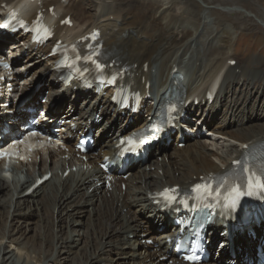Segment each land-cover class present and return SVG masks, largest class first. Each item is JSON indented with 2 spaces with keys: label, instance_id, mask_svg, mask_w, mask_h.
I'll list each match as a JSON object with an SVG mask.
<instances>
[{
  "label": "bare ground",
  "instance_id": "bare-ground-1",
  "mask_svg": "<svg viewBox=\"0 0 264 264\" xmlns=\"http://www.w3.org/2000/svg\"><path fill=\"white\" fill-rule=\"evenodd\" d=\"M17 1L0 0V4L5 2L7 5H11ZM50 6H56L58 15H62L58 22L68 15L74 22L71 29L58 27L59 36L57 39L63 40V43L69 36L79 37L90 29L100 28L106 51L112 55L111 58H116L124 66H128L129 74L134 77V89L136 90L143 91L145 82H151V73L154 68L156 69L154 80L161 86H166L171 80L170 75L175 69H177V73L183 75L181 63L178 62L191 50L188 61L194 59V63L191 64L192 72L188 83L183 85L184 102L186 103L195 97L198 98L199 104L195 107L198 113L196 115L198 121L208 113V118L203 119L202 126L212 127L213 129L207 131L212 132L219 139H224L225 142L232 143L229 145V150L222 151L223 153L220 150H213L215 153H207L209 149L205 144L212 148L218 142L210 144L196 140L192 142L188 140L181 150L167 148L160 153L157 152L154 154L157 160L147 167L140 168L139 166L138 172L132 174V178L127 180L125 196H123L121 189L109 192L102 188H95L91 191L100 180L93 183L92 179L96 177V174L89 171L82 170L78 174H70L63 179L61 174L74 164H67L68 161L62 160L65 154L56 150H53L51 154L53 158L58 156L57 163L61 171L60 175L57 171L54 173V170L47 167L46 163L43 167L36 164L32 165L33 171H27L24 178L7 177L0 173V210L5 209V207L9 209L6 212H0V221L5 218V215L6 218H9L12 208L14 209L13 214L11 213L14 216L13 221L16 219L15 216L23 215V219H27L28 215L34 216L38 215L39 211L44 212L49 218L48 223L50 222V224L45 228L47 230H45L46 233L41 245L45 244L51 248L50 253L47 251L48 255L42 258V250L38 243L33 241L30 250L27 249V252L23 254L20 248L12 249L14 240L11 239V234L8 236L7 241L9 242L4 244L5 242L3 241V243L2 240L5 239V235L3 234L0 237V264H18L21 260H25V264H29L31 262L28 261L32 260V258L30 259L31 254L36 252H38L37 256L33 257L36 259V263H69L68 257H61L59 260L56 255L55 258H51L54 256L53 248L57 247L58 254L60 252L63 254L65 247L66 249L78 247L79 241L75 240L73 236L77 235L79 231L72 229L70 234L67 233L69 226L67 223L65 224V221L67 218L72 222V226H75L76 223L78 226H82V223L77 220L74 221L73 217L78 216V210L81 212L87 208H91L90 212L94 214L93 227H96V230L92 228V231H94L93 233L98 232L100 238H106L105 229L108 227H115L116 224L119 226V231L116 233L119 234L117 238L120 239H117L118 242H114L116 245L121 243V247L119 245L117 247L119 251L117 254L119 256L116 257L117 264H163L158 262L154 253L149 254L147 246L140 244L141 237L144 235L148 234L146 239H152L149 235L151 232L153 233V223L162 222L157 208L152 205L153 200L150 199L148 192L164 188L167 185H178L186 188L201 176L209 173H221L224 168L230 167L233 160L241 156L245 147H252L264 142V95H262L264 88L261 87L264 84V63L258 58L259 56H252L237 61L234 67L228 66V63L234 61L232 57L235 49L232 47L235 44L236 33L245 30L259 31L261 27H264V0H70L66 4L60 3V0L53 2L43 0L37 8L47 10ZM91 10H95L94 16L89 12ZM110 17L112 20L109 19ZM201 26L202 31L206 32H208L207 26L208 28L212 26L210 34L214 36L212 43L214 45L206 44L207 47L202 45L203 53L197 52V48L191 47L189 43L191 38H199ZM202 38L200 37V39ZM20 41L26 42L23 37H20ZM14 43L16 46L13 47V50L17 49L21 52L24 49L23 46H17V43ZM182 47L184 50L178 55ZM46 55L47 51L44 49L35 52L27 51L24 64L17 66L18 69L28 70L29 74L32 71L31 81L25 82L24 89L29 90L26 97L31 103H34L36 101V99L34 101V97L45 95L47 92L45 95L47 99L60 104L65 120L79 116L80 130L90 126L94 127L90 121H93L95 115L99 114L106 120V124L110 125L108 129L106 124L96 126L94 133L96 131L97 133L102 132L100 137L104 138L105 146L111 147L115 140L124 136L125 130L122 126L126 124L128 117L123 119L125 123L116 130L115 126L122 118L119 113H110L112 107L108 104L107 97H96L93 93L86 94L83 89L75 84L76 92L73 93L72 89H67L63 95L59 96L56 74L52 71L53 58H46ZM175 57H179V59L177 58L170 64ZM142 80L144 84H142ZM214 80L216 85L220 81L221 83L214 101L208 105L206 92ZM244 87H246L245 93L241 92ZM240 88L242 89L237 93ZM69 94L73 96V101H69L66 104L68 106L62 105ZM255 95L256 98H259L251 104ZM80 100L82 105L78 107ZM147 110L149 112L151 108L149 107ZM215 118L218 119L216 122L220 121V123L213 126ZM168 150L172 153H169ZM34 157L36 158L35 155ZM95 159L96 157L91 158L89 163L93 164ZM213 160H217L218 164ZM148 168L150 170L154 168V171H148ZM48 172L53 175L48 182L44 183L32 195L23 196L27 189L25 186L28 184V180L33 183L36 177H42ZM158 172L162 174L160 175ZM12 185L14 187L12 190H15L14 194L10 191ZM50 187L49 192H46V188ZM113 194L116 195L115 199ZM79 196L85 197L83 201L81 199L75 203ZM129 196L132 198L130 199ZM2 197H8V199L4 200ZM32 207L35 208L31 212ZM56 207H59L58 212L55 211ZM25 208L27 210L24 214H18L21 212L20 209ZM123 210L127 214H131V218L126 217L122 213ZM143 215L147 216L144 226L146 230L141 232L140 221ZM103 218L107 219L109 223L105 227L103 225L101 229ZM56 221L59 224L64 223V226H61L66 228L67 238L64 243H61L60 249L58 246H54V233H56L54 224ZM3 226L6 229V225ZM58 228L57 234L59 233ZM128 233L131 234L132 240L127 239ZM102 241L97 242L96 239L94 245L89 247V252L72 258L70 263H98L101 260L100 254L111 252L107 248L113 247L110 242L102 243ZM256 242L249 240L246 236H240L234 243V247L242 245L244 252L252 256L251 252ZM95 249L98 253L94 252ZM166 251V249L162 250L163 253ZM238 252L237 255L235 254V260L240 259L241 254ZM96 254L99 256L94 258ZM94 259L95 261H93ZM225 260L226 258H222L220 263L218 261L214 264H224ZM109 261L111 262V259Z\"/></svg>",
  "mask_w": 264,
  "mask_h": 264
},
{
  "label": "rangeland",
  "instance_id": "rangeland-1",
  "mask_svg": "<svg viewBox=\"0 0 264 264\" xmlns=\"http://www.w3.org/2000/svg\"><path fill=\"white\" fill-rule=\"evenodd\" d=\"M89 12L92 14V16H94L95 10H91ZM202 22H205V21L202 20ZM211 28H213V27L212 26H209V28H208V26H207V31L208 32H206L204 30L202 31V26H201L200 27V30L201 31H200L199 36H198L199 38H197L198 40L195 37V38H191V40L189 41L191 47H193L195 49L197 48V50H196L197 52H200L201 51L203 53L202 45H204L205 47H207L206 44L214 45V44H212L214 42V40H213L214 36H213V34H210ZM236 35H237L236 36L237 38L235 40L234 46L232 47L233 49H235V52H234L235 55H233L232 58L235 59V61H239L242 58L248 59L249 57H252V56H254V57H258L259 56L258 58H260L262 60V62L264 63V27H261L259 31H251V32L250 31H238L236 33ZM200 37L201 38L203 37V38L200 39ZM183 50H184V48L182 47L181 50L179 51L178 55H180ZM190 52H191V50L183 58H180L179 59V57H175L174 59L171 60L170 64H172L178 58L179 59V62L178 63H181L180 65L182 66L183 63H182L181 60H183L184 65L187 64L186 65V69H189L190 70L191 64L194 63V59L192 60L193 62L192 61H188L189 60V54H190ZM237 58H239V59H237ZM199 59H200V57H199ZM28 79H30V76H28L27 80ZM245 85L247 87V83ZM262 85H264V84H262ZM246 87H244V90L243 91L241 90L242 88L238 89L237 90V93H239L240 90H241V92L245 93V88ZM255 96L253 97V99L251 101V104L254 102ZM70 98H72V97H70ZM221 108L219 110V114H220ZM216 120H218V119L215 118L214 121H216ZM218 122L220 123V121H217V124H218ZM119 125L120 124H117L116 127L118 128ZM245 125H248V124H245ZM222 141L223 140L216 141V142H218V144L215 147H212V148H211V146L205 144L206 147L209 149V150H207V153H209V154L211 152L215 153L214 152L215 150L216 151H219L220 150L221 152L222 151L223 152H226V150H229L228 149L229 148V145H231L232 142H225V141L222 142ZM223 143L225 144V146H224ZM222 147H224L223 150H222ZM214 162L216 164H218L217 160H215ZM10 188H11V190H10L11 193L14 194L15 193V190H12V188H14L13 185ZM50 189H51V187L50 188H46L45 191L46 192H49ZM7 192H8V190H7ZM135 192H136V190H135ZM84 197L85 196H79L76 199L75 203L78 200H81V199L83 201ZM3 198H4V200H7L8 199V197H2V199ZM113 198L115 199L116 198V195L113 194ZM129 198L131 199L132 196H129ZM71 204H69V205H71ZM34 208L35 207H32L31 208V212L34 211ZM8 210H9L8 207H5V209H1L0 212H6ZM26 210H27V208L20 209L21 212H18V214H21L22 215V214H24V212H26ZM87 210L90 212L91 208H87ZM87 210L86 209L85 210H81V212H80V210H78L77 211V213H78L77 215L78 216L77 217H73V220L74 221L75 220L79 221V223H82V226H78L77 223L75 224V226H72V222H70L69 219H67V218H66V221H65V224L67 223L68 226H69V228H67V233L70 234V232H71L72 229H76V230L79 231V233L77 235H74L73 236V238L75 240H78L79 241L78 247L77 248H70V249H66V247H65L64 250H63V254H61V252L58 254L57 247H54L53 248L54 256H51V258H53V257L55 258L56 255H57V257H58L59 260L61 259V257L62 258L63 257H65V258L68 257V259H69L68 262L69 263H67V264H71L70 263V260L72 258H77L78 255L79 256L80 255H85L86 252H89V249H90L89 247L90 246L92 247L94 245V241L97 239V242L100 241V240L101 241L103 240L102 243H104V242L105 243L110 242L113 245V247L111 246V248H107V249H110L111 252H106L105 254H100L101 260H99L98 263L95 262L94 264H117L118 262L116 260V257L119 256V255H117L119 253V251L117 250V247H119V246L121 247V243L116 245V243H114V242H118L117 239H120L119 237L117 238V235L119 236V234L116 233V232L119 231L118 226L117 225H114L116 227H111V228L108 227L107 229H105V233L107 235L106 238L105 237L100 238V235H98V232L97 233L96 232L93 233L94 231H92V228H94V230H96V227H93V224H94V214L92 212H90L91 214L89 212H85ZM55 211L58 212L59 211V207H56L55 208ZM12 212H14V209L13 208L10 210V216H8L9 218H6V215H5V218H3L2 221H0V237L4 234L5 235V239H6V241L4 239V240H2V242L4 241L5 242V243L3 242L4 244H6L7 242H9L7 240H8L9 234H11V239L14 240L12 249H15V247L20 248V249H22V251H23L22 253L24 254V253L27 252V249L30 250V247L32 245V242L35 241V242L38 243L39 248L42 250L41 251L42 252L41 253L42 254L41 257L43 258L45 255L47 256L48 255V252L50 253V249L51 248L48 247V246H46L45 244L41 245V243L43 242V239H44V234L46 233L45 230H47L45 228L48 227V224H50V222L48 223L49 218H47L46 214L44 212H41V211H39V214L38 215H34V214L28 213V214L34 215V216H29L28 215L27 216V219H23V217H24L23 215L20 216V217L15 216L16 219L13 221L14 216L11 215ZM124 213H126V212L124 211ZM145 221H146V217L141 222V226L144 225V222ZM108 223L109 222L107 221V219L103 218L101 220V226H100L101 229H102V226L103 225L105 227L106 225H108ZM1 225L2 226L3 225H6V227H5L6 229H4V226L2 227ZM54 225L56 226V228L54 230V231H56V233H54V239H55L54 240V246H58V248L60 249L61 243H64L65 242V239L67 238L66 228H62V226H64V223L63 224H59L57 221H56V223ZM57 227H59L58 228V231H59L58 234H57ZM114 233H116V234H114ZM94 234H95V236H94ZM128 235H131V234L128 233L126 236L128 237ZM108 237H110V238H108ZM120 237H122V236H120ZM120 242H121V240H120ZM63 246H65V245L63 244ZM68 250H70V252H67ZM94 252L95 253H98L96 251V249L94 250ZM37 254H38V252H36L34 254H31L30 259L32 258V260L31 261H28V262H31L29 264H39V262L36 263V259H33L34 256L35 257L37 256ZM149 254H151V253L149 252ZM98 256H99V254H96L94 256V258H97ZM110 259H111V262L109 261ZM93 261H95V259ZM25 262H26L25 260H21L18 264H21V263L22 264H25ZM42 264H44V263H42ZM125 264H127V263H125Z\"/></svg>",
  "mask_w": 264,
  "mask_h": 264
},
{
  "label": "snow or ice",
  "instance_id": "snow-or-ice-1",
  "mask_svg": "<svg viewBox=\"0 0 264 264\" xmlns=\"http://www.w3.org/2000/svg\"><path fill=\"white\" fill-rule=\"evenodd\" d=\"M20 24H21V26H23V21H20ZM97 35H98V34H93L92 39H95ZM94 55H95V54H94ZM86 59H92V57L89 56V57H87ZM100 67H101L100 65H97V68H100ZM115 80H116V76H113L111 82L114 83ZM153 130H154V131H158L159 129L156 128L155 126H153ZM258 187L264 189V184H260ZM252 188H253V184H252V182H249V184H248V189L251 190ZM201 189H204L205 191H207V192L209 193V195H211V190H210V188H209L207 185H199V184H198V185H196V186L194 187L193 191H197V192H199V191H201ZM174 191H175V190H165V192H164L163 195L165 196V198H166L167 200H169V201H174V200H175V196L169 195L170 192H174ZM244 194H245V191L242 190L241 188H239V187H234V188H232L231 191H230V196L235 197V198H234V199H231L229 202H230L233 206H235L237 200H238L242 195H244ZM215 198H216V199H219V198H220L218 192L216 193ZM226 199H228V198H226ZM187 259L192 260V261H195V260L197 259V257H196V256H190V257H187Z\"/></svg>",
  "mask_w": 264,
  "mask_h": 264
}]
</instances>
